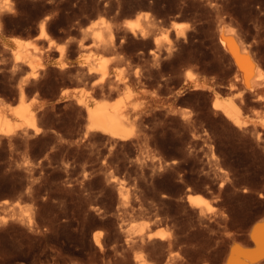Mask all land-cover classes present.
<instances>
[{"label": "rangeland", "instance_id": "obj_1", "mask_svg": "<svg viewBox=\"0 0 264 264\" xmlns=\"http://www.w3.org/2000/svg\"><path fill=\"white\" fill-rule=\"evenodd\" d=\"M0 7V102L28 106L37 129L12 115L0 136V264H225L233 244L252 247L264 84H243L219 33L234 28L264 70V0ZM95 99L121 101L128 139L88 129Z\"/></svg>", "mask_w": 264, "mask_h": 264}, {"label": "bare ground", "instance_id": "obj_2", "mask_svg": "<svg viewBox=\"0 0 264 264\" xmlns=\"http://www.w3.org/2000/svg\"><path fill=\"white\" fill-rule=\"evenodd\" d=\"M45 22L42 21L40 24L38 37L47 39V47L49 48L56 43V40L46 31ZM219 40L223 48L231 56L236 70L242 79L241 81H243V84L248 89L254 90L257 86L264 84V70L234 28L229 25L223 26L219 33ZM13 41L18 46L23 42L18 38H15ZM22 59V56L16 57V60L20 61ZM30 66L33 68L32 63H30ZM106 67L107 65L104 62L100 65V68L105 73ZM94 72L93 69H89L88 74H93ZM23 91L21 87V92ZM87 102L84 105L86 107V118L89 130L101 131L104 134L121 140L128 139L132 135V125L128 121V117L123 113L122 108L124 106L122 107L121 101L112 102L105 99H95L91 104ZM12 115L20 122L19 125H26L28 128L32 127L36 129L35 114L28 106L24 104L11 106L0 102V136L9 135L13 132L14 121ZM226 116L228 119H232L231 112L227 111ZM188 200L192 205L200 206L205 200V197L200 194H190L188 195ZM253 225L250 229V240L248 241L252 244V247H245L237 243L233 244L225 264H261L264 262V219L261 218L258 222L256 220V223ZM101 236V231H95L94 241L100 248L103 246L101 244ZM148 237L163 238L164 236L158 230H155L148 233ZM142 259L139 261L141 264H144Z\"/></svg>", "mask_w": 264, "mask_h": 264}, {"label": "water", "instance_id": "obj_3", "mask_svg": "<svg viewBox=\"0 0 264 264\" xmlns=\"http://www.w3.org/2000/svg\"><path fill=\"white\" fill-rule=\"evenodd\" d=\"M228 248H229V246L227 247V249H226V253H225V255L227 254V252H228ZM225 257V256H224Z\"/></svg>", "mask_w": 264, "mask_h": 264}]
</instances>
